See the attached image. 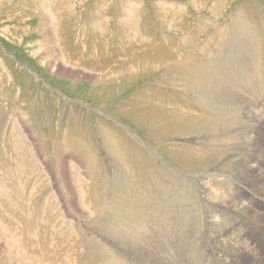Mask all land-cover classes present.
Masks as SVG:
<instances>
[{"label": "rangeland", "instance_id": "374dc122", "mask_svg": "<svg viewBox=\"0 0 264 264\" xmlns=\"http://www.w3.org/2000/svg\"><path fill=\"white\" fill-rule=\"evenodd\" d=\"M263 62L264 0H0V264H164L120 227L183 237L203 186L264 170L234 105L264 115Z\"/></svg>", "mask_w": 264, "mask_h": 264}, {"label": "bare ground", "instance_id": "6f19581e", "mask_svg": "<svg viewBox=\"0 0 264 264\" xmlns=\"http://www.w3.org/2000/svg\"><path fill=\"white\" fill-rule=\"evenodd\" d=\"M242 93H239L237 96L234 95V99H235L234 105L238 106V107L235 106L237 108V111H239L240 113L242 112L246 116V118H247L246 120H248L250 116L253 117L252 119H251V117L249 119V121L251 120V123L249 121H247L246 123L249 122L248 123L249 126L251 124L250 129H249L250 132H248L249 136L251 137V139H253L251 142L254 143V140H255V141L260 143V145L258 146L259 147L258 151L256 150L257 152H255V154H254L255 158H259L261 156V154L263 153V151H264V148H263V146H264V115L262 114L261 111H257L256 110L255 102H254V105L252 104L253 106L250 104L252 106V107H250V105L247 102L248 98L246 96H244ZM250 98H252V97H250ZM249 126H247V124H245L244 126H241L240 127L241 133L245 132V134H246L247 130L246 131H242V130L245 129V128L247 129V127H249ZM240 129L236 130V131H239L236 134H241L240 133ZM241 136H243V135H241ZM239 137H240V135H239ZM245 137L247 138V136H245ZM243 141H244V139H243ZM243 141H241V142H243ZM250 144H252V143H250ZM241 145H243V144L241 143ZM256 147L257 146H255V148ZM251 148H254V147L252 146ZM244 150H245V148H244ZM241 151H242V149H241ZM246 151H247V149H246ZM247 155H248V153H247ZM241 158H243V157H241ZM258 160H260V159H258ZM252 162H254V159H253ZM237 163H238V161H237ZM238 164H236V171H237V175L241 178V182H239V181L238 182H229V183L227 182L228 184H226V182H224L225 184H223V182H219V183L217 182V186L221 187V189H220V187H218L219 191H207L205 189V186H203L204 190L203 189L202 190H203V192L205 194V197L204 198L202 197L201 199L202 200L204 199L206 204L204 205L205 209L202 211L200 217H198L199 218L198 220L201 223V228H199L198 221L196 222L197 225H198L197 231H193V229L192 230L191 229H188V230L183 229L182 230V228H181L182 231L185 230L184 233L182 234L183 237H181L180 234L177 233V232H179V231H177L178 230L177 228H176L177 232L176 231L175 232H171L170 229H169L170 231H168V229H166V230H164L166 232L165 236L163 235V236L160 237L159 235H162V232H164L162 230V228H159L158 236L156 234L157 232L155 231L157 229L154 230L156 232L155 233L156 235L155 234H151V233L146 234L142 229L139 228L140 226L142 228H145V226L140 225L141 223L138 224V222H136V224L134 225V223L130 224V222L127 220L129 223H127L126 225H123L122 227H120V228H122L121 229L122 233L121 232L120 233L123 235L124 238H126V235L133 236V239L135 240V243L138 244V245H136V249L139 247V245L141 247H147L148 248L149 245L148 246H146V245H147V243H149L150 240H153V241L157 242V240L160 239L161 241L159 240L160 242H157V243H160V244H156V245L154 244L152 246L150 245V248H148L149 250H147V251H149V254L152 257H155V258L159 257V256L162 257V255L164 256V254H165L164 258L162 257L164 262H165L164 264H168L169 263V259H171V258H169L171 256H168L169 253L165 252L163 250L165 246L172 247V250L175 251V255H179L180 256L179 258L176 256L178 258V259L177 258L176 259L178 261H180V262H183V264H215V260L216 261H220V262L224 261L223 259L215 258V254H221V255L225 256L227 259H230V257L232 258L231 260H227L223 264H256V263H253V262H246V261L240 259V257L243 256L244 254L251 253V247L248 246L247 241H251L252 244H259V246H261V248H264V232L262 231L264 229V220H263V218H264V172L263 171L264 170L261 169L262 172H260L257 169L258 167H256L257 164L254 165V166L252 164L250 165L248 163L246 165L240 164V163H238ZM236 178H238V177H236ZM203 184H205L206 186L210 185V184L207 185L205 182ZM221 190L226 191V192H222ZM216 193L217 194L220 193L218 197L215 195ZM204 201H203V203H204ZM120 218H123V217H120ZM125 220H126V218H125ZM129 220H131V219H129ZM120 221H121V219H120ZM192 221H193V217L189 216L188 222L193 224ZM177 222H179V221L177 220ZM177 222L174 223V225H176ZM167 225H169V224H167ZM119 226H121V225H119ZM112 227H114V226H112ZM181 230H180V232H181ZM140 231L146 236L147 240H149V241L146 240L147 241L146 245L144 244V238L140 236L141 235ZM146 231H147V229H146ZM154 231L152 230L151 232L153 233ZM115 232L116 231H114V234H115ZM6 235H8V234H6ZM117 235H119V234L116 233V236ZM4 236H5V234H4ZM129 236H128V238H129ZM162 237H164V238L162 239ZM180 237L183 238L182 242L180 243L181 247L178 245L179 244L178 243V238H180ZM124 238H120L119 240L124 239ZM7 239L5 238V241L8 242L9 239L8 240ZM10 240H12V239H10ZM2 241H3V239H2ZM2 241H1V243H2ZM5 241H4V243H5ZM124 241L127 242V240H125V239H124ZM128 241H129V239H128ZM11 242H12L11 245L14 246L13 245L14 244L13 240ZM16 242H15V244H17ZM135 243L133 242V244H135ZM7 244H9V243H7ZM128 244H130V241L128 242ZM3 245H5L7 247L6 244H3ZM3 245H1V246H3ZM6 247H4L3 249H5ZM15 249L17 251L19 250L17 248H15ZM140 250H142V248H140ZM143 250L141 252L142 256L143 255L147 256L148 253L146 254V251H143ZM0 251L2 253V249L1 248H0ZM6 252L7 251L5 250L4 254ZM10 252L11 253H8V256H9V254L16 253V252H12V251H10ZM98 253H99V251H98ZM138 253L140 254V252H138ZM166 253H168V255H166ZM16 254H18L20 259L23 256L20 253H16ZM20 255H22V256H20ZM90 255H92V254H90ZM136 255H137V253H136ZM8 256L7 255L4 256L5 257L4 258L5 262L4 261L3 262L5 264H7V262H8V261H6V257H8ZM10 256H12V255H10ZM14 257H16V256H13L12 258L8 257L7 259H9V260L13 259V261L18 262L19 260H17V257L15 258L16 260L14 259ZM96 257H97V254H96ZM146 258H147V260H144L145 261L144 264H149L148 263V256ZM162 258H158V259H162ZM29 259L30 258L28 257V260ZM115 259H116V257H115ZM261 260L263 261V259H261ZM20 261H23V259H21ZM25 261H27V260H25ZM141 261H142V259H141ZM138 263H140V261ZM102 264H103V262H102ZM120 264H122V263H120ZM134 264H136V262H134ZM141 264H142V262H141ZM157 264H159V263H157Z\"/></svg>", "mask_w": 264, "mask_h": 264}, {"label": "flooded vegetation", "instance_id": "af4514ba", "mask_svg": "<svg viewBox=\"0 0 264 264\" xmlns=\"http://www.w3.org/2000/svg\"><path fill=\"white\" fill-rule=\"evenodd\" d=\"M222 261V260H221ZM5 264V263H4Z\"/></svg>", "mask_w": 264, "mask_h": 264}]
</instances>
